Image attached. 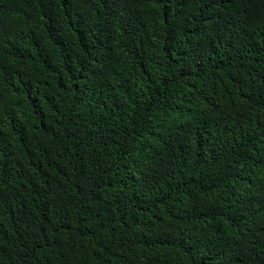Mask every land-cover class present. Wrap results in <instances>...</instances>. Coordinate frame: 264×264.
<instances>
[{"label": "trees", "instance_id": "1", "mask_svg": "<svg viewBox=\"0 0 264 264\" xmlns=\"http://www.w3.org/2000/svg\"><path fill=\"white\" fill-rule=\"evenodd\" d=\"M0 264H264V0H0Z\"/></svg>", "mask_w": 264, "mask_h": 264}]
</instances>
